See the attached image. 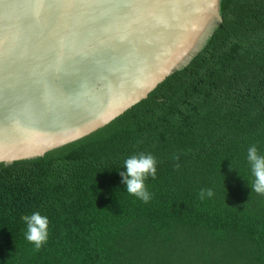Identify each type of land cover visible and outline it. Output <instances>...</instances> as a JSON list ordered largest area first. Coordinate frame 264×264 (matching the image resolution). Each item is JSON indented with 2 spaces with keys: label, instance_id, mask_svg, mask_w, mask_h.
Instances as JSON below:
<instances>
[{
  "label": "trees",
  "instance_id": "trees-1",
  "mask_svg": "<svg viewBox=\"0 0 264 264\" xmlns=\"http://www.w3.org/2000/svg\"><path fill=\"white\" fill-rule=\"evenodd\" d=\"M219 12L146 98L43 156L0 163V264H264V194L246 160L253 144L264 154V0H220ZM139 152L158 161L148 203L119 175ZM32 212L50 221L39 251L24 237Z\"/></svg>",
  "mask_w": 264,
  "mask_h": 264
},
{
  "label": "water",
  "instance_id": "water-1",
  "mask_svg": "<svg viewBox=\"0 0 264 264\" xmlns=\"http://www.w3.org/2000/svg\"><path fill=\"white\" fill-rule=\"evenodd\" d=\"M219 10L220 0H0V163L43 156L146 98Z\"/></svg>",
  "mask_w": 264,
  "mask_h": 264
},
{
  "label": "clouds",
  "instance_id": "clouds-1",
  "mask_svg": "<svg viewBox=\"0 0 264 264\" xmlns=\"http://www.w3.org/2000/svg\"><path fill=\"white\" fill-rule=\"evenodd\" d=\"M247 163L250 168L252 180L249 186L252 192L264 194V154H261L255 144L247 149ZM157 159L151 153L139 152L132 154L123 161L125 171L119 175L122 177V183L126 185V192L144 203H148L153 194L146 187V180L149 177L155 179L157 173ZM179 165H177L178 167ZM230 168H233L232 163ZM214 192L211 188H202L199 192V198H211ZM26 230L25 239L39 251L49 238V218L40 212H32L21 217Z\"/></svg>",
  "mask_w": 264,
  "mask_h": 264
}]
</instances>
